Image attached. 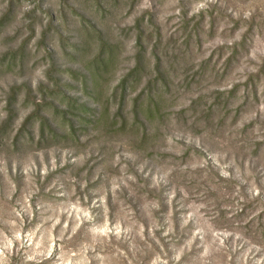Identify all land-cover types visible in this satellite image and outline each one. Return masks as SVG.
<instances>
[{"label":"rangeland","instance_id":"obj_1","mask_svg":"<svg viewBox=\"0 0 264 264\" xmlns=\"http://www.w3.org/2000/svg\"><path fill=\"white\" fill-rule=\"evenodd\" d=\"M0 264H264V0H0Z\"/></svg>","mask_w":264,"mask_h":264},{"label":"trees","instance_id":"obj_2","mask_svg":"<svg viewBox=\"0 0 264 264\" xmlns=\"http://www.w3.org/2000/svg\"><path fill=\"white\" fill-rule=\"evenodd\" d=\"M137 27H138V30H140V23L138 22L137 23ZM157 45L153 46V50L155 49ZM106 48V47H105ZM135 48H136V51L138 53V55H140V53L142 51H144L145 47L143 46L142 44V39H141V35H139L137 37V40H136V44H135ZM114 53L115 52H112L111 50H108V57H106V55H102V53L99 55V60L95 62V64H93V69H92V72H95L93 73V75H99V80L100 78L103 76V73L104 71H107L109 68H111L112 66H114V61L112 60L113 59V56H114ZM135 58L137 60V65L135 66V68H133L120 82L119 84L114 88V90H118V88H122L123 91H125L126 87H127V83L129 82L128 80L130 79L131 75L134 73V71L139 68V62H140V57L136 56L135 54ZM89 69V68H88ZM45 96V95H44ZM30 119V116L27 118V121Z\"/></svg>","mask_w":264,"mask_h":264}]
</instances>
